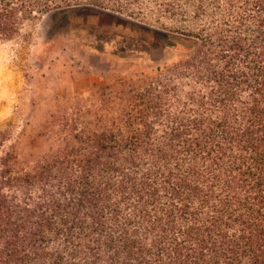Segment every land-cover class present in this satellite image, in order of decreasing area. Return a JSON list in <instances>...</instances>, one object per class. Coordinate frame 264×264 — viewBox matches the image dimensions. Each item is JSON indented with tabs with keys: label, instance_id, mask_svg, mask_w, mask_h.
Returning <instances> with one entry per match:
<instances>
[{
	"label": "trees",
	"instance_id": "16d2710c",
	"mask_svg": "<svg viewBox=\"0 0 264 264\" xmlns=\"http://www.w3.org/2000/svg\"><path fill=\"white\" fill-rule=\"evenodd\" d=\"M178 2L179 112L159 70L66 109L35 160L5 151L0 264H264V0L150 7ZM136 3L0 0V41L55 9L158 12Z\"/></svg>",
	"mask_w": 264,
	"mask_h": 264
},
{
	"label": "rangeland",
	"instance_id": "374dc122",
	"mask_svg": "<svg viewBox=\"0 0 264 264\" xmlns=\"http://www.w3.org/2000/svg\"><path fill=\"white\" fill-rule=\"evenodd\" d=\"M135 1L136 13L157 9L153 0ZM174 8L177 19L157 9L146 24L112 8L55 9L0 41V158L14 146L35 160L51 148L54 122L66 109L159 70L176 88L170 110L179 112V63L191 52L179 40V2Z\"/></svg>",
	"mask_w": 264,
	"mask_h": 264
}]
</instances>
